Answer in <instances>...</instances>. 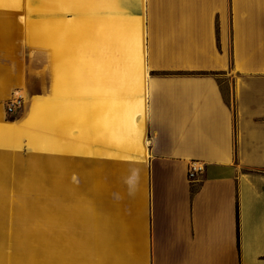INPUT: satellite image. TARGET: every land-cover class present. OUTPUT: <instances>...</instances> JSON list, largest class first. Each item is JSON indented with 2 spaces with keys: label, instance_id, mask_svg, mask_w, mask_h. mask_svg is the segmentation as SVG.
Segmentation results:
<instances>
[{
  "label": "crops",
  "instance_id": "crops-1",
  "mask_svg": "<svg viewBox=\"0 0 264 264\" xmlns=\"http://www.w3.org/2000/svg\"><path fill=\"white\" fill-rule=\"evenodd\" d=\"M20 1L0 0V264H264V0H47L46 52Z\"/></svg>",
  "mask_w": 264,
  "mask_h": 264
},
{
  "label": "rangeland",
  "instance_id": "rangeland-1",
  "mask_svg": "<svg viewBox=\"0 0 264 264\" xmlns=\"http://www.w3.org/2000/svg\"><path fill=\"white\" fill-rule=\"evenodd\" d=\"M21 3H30V4H35L36 8L34 7V11L30 12L31 18L32 19H36L37 22H42V26L41 25H37L36 26L38 28H41L42 32H37L36 31V43L35 44V49L36 51H41V52H46V49L43 51L44 47H47V0H29V1H20ZM46 9V10H45ZM29 14V13H28ZM69 16H72L73 18H75L74 13L70 14V13H66ZM25 21V17L21 18V22L24 23ZM217 79V82H219V84H221L222 87V91L223 94L225 95V98L228 99L229 93H230V87H231V82H230V76L226 75V76H217L215 77ZM23 95V94H22ZM13 98V97H12ZM8 102V101H7ZM5 103V110H6V104ZM24 105H26V101H25V97L23 95V107ZM21 109V110H22ZM6 114L8 116H10L11 114L7 113L6 110ZM12 118V117H10ZM39 198H37L38 200ZM5 203H4V209L6 212H11L12 215H16V214H42L44 212L47 211V204L42 203V202H24L22 199H18V197H10L5 199Z\"/></svg>",
  "mask_w": 264,
  "mask_h": 264
},
{
  "label": "built area",
  "instance_id": "built-area-1",
  "mask_svg": "<svg viewBox=\"0 0 264 264\" xmlns=\"http://www.w3.org/2000/svg\"><path fill=\"white\" fill-rule=\"evenodd\" d=\"M22 107H23V97L20 95L14 96L12 99L8 100L6 104L7 113L11 115L21 110ZM204 172H205L204 164L198 162L191 163L188 168L189 181H195L197 178L201 177L204 174Z\"/></svg>",
  "mask_w": 264,
  "mask_h": 264
},
{
  "label": "bare ground",
  "instance_id": "bare-ground-1",
  "mask_svg": "<svg viewBox=\"0 0 264 264\" xmlns=\"http://www.w3.org/2000/svg\"><path fill=\"white\" fill-rule=\"evenodd\" d=\"M18 95H20V96H22V97H23L22 93H18Z\"/></svg>",
  "mask_w": 264,
  "mask_h": 264
},
{
  "label": "trees",
  "instance_id": "trees-1",
  "mask_svg": "<svg viewBox=\"0 0 264 264\" xmlns=\"http://www.w3.org/2000/svg\"><path fill=\"white\" fill-rule=\"evenodd\" d=\"M238 214V213H237ZM239 238V237H238Z\"/></svg>",
  "mask_w": 264,
  "mask_h": 264
}]
</instances>
